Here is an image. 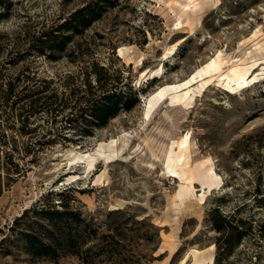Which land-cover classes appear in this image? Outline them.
Instances as JSON below:
<instances>
[{
  "label": "rangeland",
  "instance_id": "374dc122",
  "mask_svg": "<svg viewBox=\"0 0 264 264\" xmlns=\"http://www.w3.org/2000/svg\"><path fill=\"white\" fill-rule=\"evenodd\" d=\"M172 1L0 0V264H264V64L247 86L214 81L175 113L170 137L190 134L186 165L176 167L183 177L142 142H164L169 128L165 104L144 127L143 96L158 86L186 79L219 51L245 65L264 61V0H196L191 13L172 11ZM87 5L95 9L88 27L62 28ZM49 31L68 38L64 49L37 53ZM121 46L131 63L117 55ZM160 67L157 77L141 75ZM106 75L119 78L118 89L131 85L137 101L94 123L79 108L103 94ZM37 89L58 98L56 113L28 115L29 98L11 107ZM124 132L131 148L115 160L88 169L77 159ZM26 235L42 244L33 238L28 248Z\"/></svg>",
  "mask_w": 264,
  "mask_h": 264
},
{
  "label": "bare ground",
  "instance_id": "6f19581e",
  "mask_svg": "<svg viewBox=\"0 0 264 264\" xmlns=\"http://www.w3.org/2000/svg\"><path fill=\"white\" fill-rule=\"evenodd\" d=\"M172 5L183 13H191L197 9L198 2L196 0H173L170 7L172 11H175ZM175 48V45L170 47L166 50L163 57H166L168 53H172ZM126 50V46L119 47L117 55L124 58L127 63H131V59L125 57ZM142 60L143 57L141 56L135 63L141 64ZM261 64H264V61L256 60L249 65H245L242 63L241 59L227 60L223 53L219 51L186 79L160 85L148 96H143V103L145 106L144 127L150 121L154 111H156L161 104H165L167 107L168 111L164 114L163 120L169 124L167 132L163 135L165 138L164 142H156L151 138H146L142 141L143 148H146L153 158H158L155 148H159L158 153L161 154L162 160H165L166 169H168L170 176L183 177L184 172L177 171L176 167L183 169V166L186 165V154L190 148V134L187 132L175 138L170 137L175 134L176 124L179 119L175 113L179 115L181 112L191 108L195 98L200 96L214 81L226 86L232 91L239 90L249 83L256 81L259 73L255 74L254 72ZM262 69L264 71V66ZM161 70V67L152 71L144 69L141 71V75L148 76V78L157 77ZM250 77L251 79H249ZM130 138V133L124 132L118 139H111L109 142L101 141L94 147L96 148L94 153L85 152L79 154L77 159L86 160L88 169L100 160L110 162L115 160L121 153L123 154L126 150L131 148L129 146ZM104 148H108V154H106ZM136 148L137 150L142 148L140 143ZM208 171L210 175L216 176L212 167H209ZM183 263L184 260L179 264Z\"/></svg>",
  "mask_w": 264,
  "mask_h": 264
},
{
  "label": "trees",
  "instance_id": "16d2710c",
  "mask_svg": "<svg viewBox=\"0 0 264 264\" xmlns=\"http://www.w3.org/2000/svg\"><path fill=\"white\" fill-rule=\"evenodd\" d=\"M0 3V7H1ZM95 9L94 7H91L90 5H87L85 7H82L78 10H76L72 17L69 19V21L65 22L62 26L63 29H72L73 31L78 30L79 28L84 29L89 26V23L94 20L95 18ZM44 37V38H42ZM68 41L67 37H61L56 33H53V31L49 32H44L41 34V37H38L37 39V44L35 47V50L37 53L40 54H45L46 52H59L64 49V45ZM101 70L105 71L104 67H101ZM119 78H112L110 75H106L104 78H98V83L100 84V88L103 90V94L100 95L97 99L93 100L90 108L89 106L87 108H79V111L82 112L81 114H87L91 116L92 122L94 123H100V124H106L108 120L115 115H117L120 111H129L131 110L135 102L137 101L136 99V90H133L131 85H127V89L124 91L122 88L117 87L119 84L117 81ZM42 85L40 86L42 89L43 88H48L49 84L51 81H42ZM41 91L33 90L29 93L20 95L17 97L16 100L12 101L11 107L16 104L18 101H22L23 99L29 98V109L28 115L37 113V111L41 110H46L49 111L50 113H56L57 106L56 101L57 97L55 95H49V96H42ZM11 95V93H10ZM10 95H6L5 100L6 102L9 101ZM16 97V95H15ZM44 99L43 102L41 100ZM41 103L42 106H37V104ZM64 106L66 105L65 103L63 104ZM20 115V114H19ZM80 117H83L81 115ZM77 119V118H76ZM76 119L73 118H67L68 122L74 121ZM28 121V120H26ZM52 122H55V117H52ZM26 126V125H25ZM36 143L39 144L38 141ZM18 173L20 169L17 167ZM40 213H45V214H50V212H47L46 210L41 209L39 211ZM58 213V212H57ZM48 218V217H47ZM50 230V228H47V232ZM39 242L42 244L41 238L38 236H30L26 235V242H27V247L30 248L32 246V242L34 241ZM52 246L51 244H46L45 248L50 249Z\"/></svg>",
  "mask_w": 264,
  "mask_h": 264
}]
</instances>
